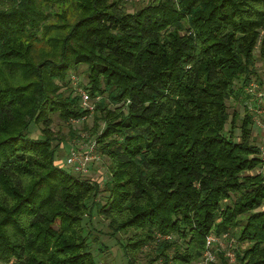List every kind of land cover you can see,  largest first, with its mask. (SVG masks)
Masks as SVG:
<instances>
[{
	"label": "trees",
	"instance_id": "1",
	"mask_svg": "<svg viewBox=\"0 0 264 264\" xmlns=\"http://www.w3.org/2000/svg\"><path fill=\"white\" fill-rule=\"evenodd\" d=\"M128 3L0 0V264H99L100 237L125 264H199L208 235L237 243L210 264H264L261 145L229 110L264 68V0ZM79 88L102 184L57 162Z\"/></svg>",
	"mask_w": 264,
	"mask_h": 264
},
{
	"label": "rangeland",
	"instance_id": "2",
	"mask_svg": "<svg viewBox=\"0 0 264 264\" xmlns=\"http://www.w3.org/2000/svg\"><path fill=\"white\" fill-rule=\"evenodd\" d=\"M147 0H131L127 4L128 8L131 10L136 9L138 6L146 3ZM83 69V67H82ZM81 70V69H80ZM258 71L260 73V77L258 79H253L252 80V85L254 88H252L250 91L248 90L249 86L246 87L247 93L250 94V98L247 99L244 103L241 102L240 98L236 99H229V110L232 111V109H236L237 112H239L240 115H243L245 112L243 105H246V108L248 111L252 113V119H253V135L254 138L256 139V142L260 143V145L264 144V68L259 65ZM78 81L75 84V82H71L72 79L70 78V83L72 85H81L80 83H84V73H77ZM82 86V85H81ZM260 93V94H258ZM242 96V95H241ZM92 103L95 105L96 99L91 98ZM94 109L92 112H86V114L82 117V121H77L74 122V125H76V134L72 135L68 140L65 141L64 148L60 149L59 157L57 162L60 164V159L64 160V157L66 153L68 152V144L69 142L73 139H76L77 136L80 137V133H84V136H89L90 138H93L95 136L94 133ZM100 127L102 126V123L100 122ZM58 128V127H56ZM63 134L68 136L69 131L66 126L61 128ZM81 138V137H80ZM72 140V141H73ZM72 143V142H71ZM82 147L85 146V143L80 144ZM67 148V149H66ZM66 150V151H65ZM101 154V153H100ZM105 159L104 156L101 155L100 162H93L91 163L88 169V173L81 174V177L83 178H88L91 179L92 181H100V184H102V179L101 177L103 174L107 173V168L104 163ZM61 165V164H60ZM108 176V173H107ZM103 179H107V177H103ZM87 220V219H86ZM92 223V225H91ZM91 223H88V228L92 226L93 229H95V232H99L102 228L103 221L100 219L95 213L92 216V221ZM236 239V237H234ZM233 239V238H232ZM100 241H104L106 244H108V247H103L102 250H95L93 251V255L95 260L99 264H125V258L122 253V250L120 247L116 244V241L111 239L110 237H100ZM230 239L227 238H217L216 241L214 242L215 246H212L214 250H226L228 247L231 249L237 245L236 241H233V245L229 246ZM95 246H97L95 244ZM215 253V252H214ZM138 264H141L142 258H139ZM233 263L232 261H230Z\"/></svg>",
	"mask_w": 264,
	"mask_h": 264
},
{
	"label": "built area",
	"instance_id": "3",
	"mask_svg": "<svg viewBox=\"0 0 264 264\" xmlns=\"http://www.w3.org/2000/svg\"><path fill=\"white\" fill-rule=\"evenodd\" d=\"M130 1V0H127ZM72 82L77 83V77L73 74L71 75ZM253 82L250 83L248 90L250 91L253 87ZM74 84V85H75ZM80 92V102L81 106L86 109L88 112H92L94 109V104L92 103L91 97L87 90L83 88H79ZM260 94V93H258ZM77 121H82V118ZM80 137L77 136L76 139L70 142L68 152L66 153L64 160H59L60 164L69 168L72 172L76 174H85L88 173V169L90 164L93 162L97 163L100 162L101 154L98 150V144L95 139V136L93 138H90L89 136H84V133H80ZM85 143V146L82 147L80 144ZM261 151V159L264 164V144L260 147ZM103 177H107V173L103 174ZM169 237V236H164ZM216 237L213 235L206 236V247L205 250L202 253V256L200 258L199 264H210L212 261L215 260V254L212 248V243L216 241ZM233 241L231 240L229 243V246H232ZM225 255L228 257L230 261H234L235 254L232 248L225 250Z\"/></svg>",
	"mask_w": 264,
	"mask_h": 264
}]
</instances>
